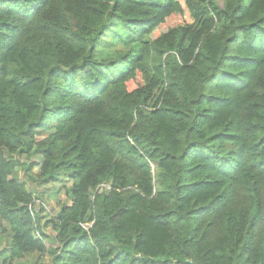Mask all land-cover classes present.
I'll return each mask as SVG.
<instances>
[{
    "label": "trees",
    "instance_id": "1",
    "mask_svg": "<svg viewBox=\"0 0 264 264\" xmlns=\"http://www.w3.org/2000/svg\"><path fill=\"white\" fill-rule=\"evenodd\" d=\"M172 16L191 22L159 32ZM18 172L69 203L41 217ZM0 244V264H264V0H0Z\"/></svg>",
    "mask_w": 264,
    "mask_h": 264
},
{
    "label": "rangeland",
    "instance_id": "2",
    "mask_svg": "<svg viewBox=\"0 0 264 264\" xmlns=\"http://www.w3.org/2000/svg\"><path fill=\"white\" fill-rule=\"evenodd\" d=\"M183 1V0H181ZM219 2L221 0H218ZM190 19L188 17H180V16H172L169 19L166 20L165 25L163 28L159 31L172 27L176 24H183V23H190ZM157 32L156 34H158ZM157 36V35H155ZM154 36V37H155ZM140 82V79H137ZM21 161L26 162L27 164L32 162H38V159L31 158L29 160L21 158ZM39 172V168L33 169V174H37ZM18 177L22 181L26 182V185L29 189H32L35 191V197L38 199H35L33 202V211L37 212L41 217L46 219V216L49 215H55L59 207L62 204H68L69 198L66 190L71 186V183L69 181H60L56 184H47L45 186L37 187L31 182L25 180L21 172H18ZM43 232L53 235V232L50 230V228L43 227V222L41 224ZM1 249V244H0ZM45 261H48L45 259Z\"/></svg>",
    "mask_w": 264,
    "mask_h": 264
}]
</instances>
